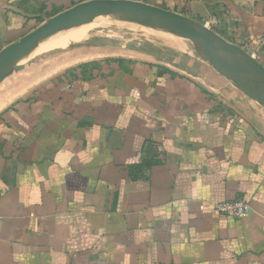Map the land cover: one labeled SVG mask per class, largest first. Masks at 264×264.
<instances>
[{
  "label": "crops",
  "instance_id": "obj_1",
  "mask_svg": "<svg viewBox=\"0 0 264 264\" xmlns=\"http://www.w3.org/2000/svg\"><path fill=\"white\" fill-rule=\"evenodd\" d=\"M148 3L264 65V0ZM71 6L0 0V51ZM184 46L59 55L0 111V264H264V106Z\"/></svg>",
  "mask_w": 264,
  "mask_h": 264
},
{
  "label": "water",
  "instance_id": "obj_2",
  "mask_svg": "<svg viewBox=\"0 0 264 264\" xmlns=\"http://www.w3.org/2000/svg\"><path fill=\"white\" fill-rule=\"evenodd\" d=\"M96 20L136 22L178 39L230 80L249 98L264 106V65L254 55L228 42L211 27L185 15L146 2L94 0L71 6L0 51V82L35 62L36 50L51 37Z\"/></svg>",
  "mask_w": 264,
  "mask_h": 264
},
{
  "label": "rangeland",
  "instance_id": "obj_3",
  "mask_svg": "<svg viewBox=\"0 0 264 264\" xmlns=\"http://www.w3.org/2000/svg\"><path fill=\"white\" fill-rule=\"evenodd\" d=\"M69 35L74 37H76V35L78 37L79 35H84L85 39L77 41L76 43H63L64 41L62 38H65ZM61 40L63 44L58 45V43H61ZM107 44L112 45V47H119L122 45L136 46L139 44L140 46H153L154 48L156 47L159 49H171L173 47L180 46L185 47L178 39L150 25L139 24L136 22L129 23L128 21L118 20H96L93 22L76 25L62 33H59L55 37L50 38V40L45 42L39 48L38 52H40V54L37 55L35 62L28 64L22 71L13 73L6 78V81H4L5 79L3 80L4 82L1 81L0 88L5 86L16 77L25 76L27 78L25 79L24 83H21L22 85L20 84L16 87L18 94H20L21 92L19 93V90L24 89L23 86L27 87L29 84H33L34 80L36 82L37 79H34L33 77L36 78V76L39 75L38 72L44 68V66H48L54 58H58L59 55L66 54L68 52L80 51L82 49H86L89 46L100 47L104 45L106 46ZM32 74H34V76H31ZM37 84L35 86H28V89L33 87L35 88ZM4 94L5 92H0V97L4 96ZM18 94L14 96H17ZM12 97H10V101H8L6 104L4 103L6 102L5 100L0 101V104H3L0 106V111L8 104H11L13 101L20 98L17 97L11 100Z\"/></svg>",
  "mask_w": 264,
  "mask_h": 264
},
{
  "label": "built area",
  "instance_id": "obj_4",
  "mask_svg": "<svg viewBox=\"0 0 264 264\" xmlns=\"http://www.w3.org/2000/svg\"><path fill=\"white\" fill-rule=\"evenodd\" d=\"M72 3V6L90 2L94 0H69ZM129 1V0H126ZM130 1H138V2H146L148 3V0H130ZM209 26V24H207ZM210 27V26H209ZM216 210L226 216L236 218V219H243L250 213V206L247 202L244 200H235L230 202H222L215 205Z\"/></svg>",
  "mask_w": 264,
  "mask_h": 264
},
{
  "label": "bare ground",
  "instance_id": "obj_5",
  "mask_svg": "<svg viewBox=\"0 0 264 264\" xmlns=\"http://www.w3.org/2000/svg\"><path fill=\"white\" fill-rule=\"evenodd\" d=\"M56 36V35H55ZM55 36H53V37H55ZM53 37H51V38H53ZM85 39V36L83 35V36H80L79 35V37L76 35V37H74V36H72V35H69V36H67V37H65V38H62V40L64 41L63 43H68V42H77V41H81V40H84ZM50 40V39H49ZM62 40H61V43H58V45H60V44H63L62 43ZM48 41V40H47ZM46 41V42H47ZM45 43V42H44ZM43 43V44H44ZM42 44V45H43ZM41 45V46H42ZM40 46V47H41ZM39 47V48H40ZM39 48L36 50V52H35V54H40V52H38V50H39ZM69 59H71L70 57L69 58H67L66 59V61L65 62H69L68 60ZM27 77H25V76H19V77H16V78H14V79H12L9 83H7L5 86H3L2 88H0V92H5V94H4V96H2V97H0V101L1 100H5L6 102H4L5 104L9 101V99L8 98H10V97H12V96H14V95H16V94H18V90L16 89V87L18 86V85H20L21 83L23 84L24 83V81H25V79H26ZM34 79H38L39 77H33ZM7 79H5L4 81H6ZM3 81V82H4ZM35 81V80H34ZM2 82V83H3ZM31 82V81H30ZM30 82H28V83H30ZM1 83V84H2ZM21 84V85H22ZM23 88H24V86H23ZM23 89H21V90H19V93L22 91ZM16 93V94H15ZM9 96V97H8ZM3 104H0V106H2Z\"/></svg>",
  "mask_w": 264,
  "mask_h": 264
}]
</instances>
